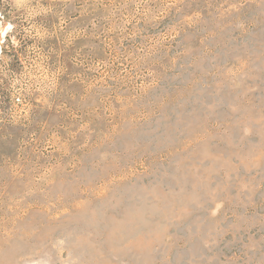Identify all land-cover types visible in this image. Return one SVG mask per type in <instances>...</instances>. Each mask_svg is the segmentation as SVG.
Here are the masks:
<instances>
[{
	"label": "rangeland",
	"instance_id": "1",
	"mask_svg": "<svg viewBox=\"0 0 264 264\" xmlns=\"http://www.w3.org/2000/svg\"><path fill=\"white\" fill-rule=\"evenodd\" d=\"M0 16V264H264V0Z\"/></svg>",
	"mask_w": 264,
	"mask_h": 264
},
{
	"label": "clouds",
	"instance_id": "2",
	"mask_svg": "<svg viewBox=\"0 0 264 264\" xmlns=\"http://www.w3.org/2000/svg\"><path fill=\"white\" fill-rule=\"evenodd\" d=\"M0 21H2V16H0ZM13 27V24L9 22L7 24V27H3L2 30H0V37L6 36L7 32ZM0 43H3V40L0 39Z\"/></svg>",
	"mask_w": 264,
	"mask_h": 264
}]
</instances>
